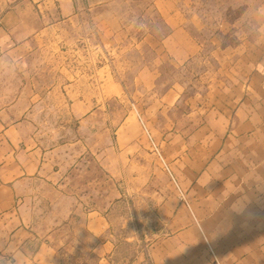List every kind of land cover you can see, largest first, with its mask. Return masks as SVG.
I'll list each match as a JSON object with an SVG mask.
<instances>
[{
  "label": "rangeland",
  "instance_id": "obj_1",
  "mask_svg": "<svg viewBox=\"0 0 264 264\" xmlns=\"http://www.w3.org/2000/svg\"><path fill=\"white\" fill-rule=\"evenodd\" d=\"M162 1L155 22L138 21V7L112 6L132 14L109 20L115 36L108 48L76 58L108 65V99L89 102L92 116L69 132L64 102H54L55 132L42 134L45 143L70 147L76 165L66 188L88 206L108 209L122 257L264 264V5L232 0L215 12L212 5ZM142 23L158 36L184 25L198 33L200 48L182 67L157 54L156 83H138L132 75Z\"/></svg>",
  "mask_w": 264,
  "mask_h": 264
},
{
  "label": "crops",
  "instance_id": "obj_2",
  "mask_svg": "<svg viewBox=\"0 0 264 264\" xmlns=\"http://www.w3.org/2000/svg\"><path fill=\"white\" fill-rule=\"evenodd\" d=\"M181 1L212 5L218 12L232 0ZM158 2L163 1L0 0V264H146L145 253L131 259L120 255L105 206H88L66 188L76 165L70 164V147L47 145L42 134L55 132L54 102H64L69 132L90 119L94 106L89 102L108 99V65L76 58L94 47L108 48L115 36L109 20L123 21L132 14L113 12L112 6L138 7V21L155 22ZM257 2L262 10L264 0ZM83 3L90 12L83 13ZM149 28L140 30L134 45L139 56L132 76L138 83L148 77L155 84L161 75L157 54L182 67L200 42L198 33L184 25L168 26L162 36ZM63 52L74 60L48 59L47 54ZM97 87L100 92L94 93Z\"/></svg>",
  "mask_w": 264,
  "mask_h": 264
}]
</instances>
